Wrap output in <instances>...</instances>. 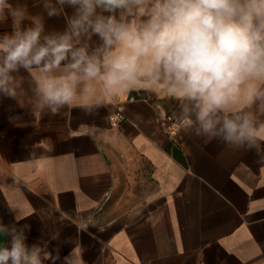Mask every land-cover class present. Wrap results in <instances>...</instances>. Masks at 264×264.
I'll list each match as a JSON object with an SVG mask.
<instances>
[{"label":"crops","instance_id":"obj_1","mask_svg":"<svg viewBox=\"0 0 264 264\" xmlns=\"http://www.w3.org/2000/svg\"><path fill=\"white\" fill-rule=\"evenodd\" d=\"M20 75L22 102L0 96V225L23 230L44 264H264V152L183 125L169 136L178 103L143 89L53 115Z\"/></svg>","mask_w":264,"mask_h":264},{"label":"clouds","instance_id":"obj_2","mask_svg":"<svg viewBox=\"0 0 264 264\" xmlns=\"http://www.w3.org/2000/svg\"><path fill=\"white\" fill-rule=\"evenodd\" d=\"M59 18L62 29L47 27ZM9 20L0 96L22 102L21 69L31 102L53 115L143 89L175 100L195 136L264 152V0H0V25ZM0 231V264L49 258L23 230Z\"/></svg>","mask_w":264,"mask_h":264},{"label":"built area","instance_id":"obj_3","mask_svg":"<svg viewBox=\"0 0 264 264\" xmlns=\"http://www.w3.org/2000/svg\"><path fill=\"white\" fill-rule=\"evenodd\" d=\"M126 117L124 115L123 109L118 107L115 112H113L110 117V125L112 128H119L122 123L125 121ZM166 119V133L169 136H176L181 129L182 121L174 118L172 114H168L165 117Z\"/></svg>","mask_w":264,"mask_h":264}]
</instances>
